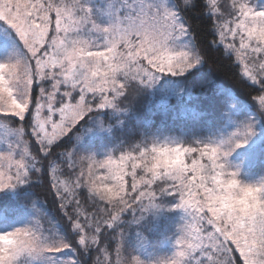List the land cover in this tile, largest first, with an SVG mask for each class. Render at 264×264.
Returning a JSON list of instances; mask_svg holds the SVG:
<instances>
[{
    "label": "snow or ice",
    "instance_id": "6c2138e0",
    "mask_svg": "<svg viewBox=\"0 0 264 264\" xmlns=\"http://www.w3.org/2000/svg\"><path fill=\"white\" fill-rule=\"evenodd\" d=\"M0 28V221L32 213L0 264H264V0H0ZM168 206L176 250L145 261Z\"/></svg>",
    "mask_w": 264,
    "mask_h": 264
},
{
    "label": "rangeland",
    "instance_id": "374dc122",
    "mask_svg": "<svg viewBox=\"0 0 264 264\" xmlns=\"http://www.w3.org/2000/svg\"><path fill=\"white\" fill-rule=\"evenodd\" d=\"M101 3L102 0H89V5L93 7H96ZM2 30L3 29L0 28V31ZM148 103L149 100H147L146 105ZM146 105H145L144 117L152 120L154 124L160 125L162 123L171 122V114L165 115L157 111L154 106L152 110L149 111ZM4 134H5V129L0 128V138H2ZM98 144H99L98 140L92 135V133H88L83 137V140L81 142V147L83 149L95 151L96 148L98 147ZM244 178L251 179L252 177L246 173L244 175ZM37 206L43 211L45 216L52 221L53 226L59 229L54 216L51 213L49 214V212L46 211L44 208H41L38 205V202H37ZM31 219H32V213L27 210L12 213L9 215V217L6 220L0 221V231L12 230L15 227L24 226L25 224L29 223ZM185 219H186V213L182 209H176L171 206H168V209L160 216H156L151 213L145 216L147 225H151L152 230L146 231L144 233V235L148 237L149 243H147L144 247L139 248L137 250L141 258L144 259L145 261H154V260H158L159 258H166L173 255V253L176 250L175 241L179 235L177 229L181 224L184 223ZM131 246H132L131 242L129 241L128 247Z\"/></svg>",
    "mask_w": 264,
    "mask_h": 264
},
{
    "label": "trees",
    "instance_id": "16d2710c",
    "mask_svg": "<svg viewBox=\"0 0 264 264\" xmlns=\"http://www.w3.org/2000/svg\"><path fill=\"white\" fill-rule=\"evenodd\" d=\"M190 16H191L190 23L192 24L194 34H198L199 37L201 38V40H203L206 36V33H207L206 22H205L204 18L200 17L195 12L191 13ZM220 47L223 50V46H220ZM213 55L215 56V54H213ZM233 59L235 60L234 57H233ZM222 79L224 80L226 85L233 83L234 76H233V71H232L230 65H226L223 68ZM147 100L148 99L145 98L144 100H142L140 102V104L138 106V115H140L141 117H144L145 105H146ZM32 191H35L36 193H38V195H39L38 205L41 208H44L46 211H48L49 214L51 213L54 216V218L58 224V227H59L60 231L62 232L63 231L62 221H61L60 214L58 211V205L54 201L53 197L49 193H47L46 189H44L40 185H35L34 188L32 189Z\"/></svg>",
    "mask_w": 264,
    "mask_h": 264
}]
</instances>
